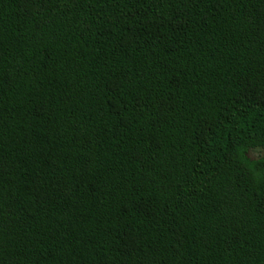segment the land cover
<instances>
[{"label":"trees","instance_id":"trees-1","mask_svg":"<svg viewBox=\"0 0 264 264\" xmlns=\"http://www.w3.org/2000/svg\"><path fill=\"white\" fill-rule=\"evenodd\" d=\"M264 0H0V264H264Z\"/></svg>","mask_w":264,"mask_h":264},{"label":"rangeland","instance_id":"rangeland-1","mask_svg":"<svg viewBox=\"0 0 264 264\" xmlns=\"http://www.w3.org/2000/svg\"><path fill=\"white\" fill-rule=\"evenodd\" d=\"M262 154H264L263 151H255V152L252 153V155L255 156V157H258L259 155H262Z\"/></svg>","mask_w":264,"mask_h":264}]
</instances>
